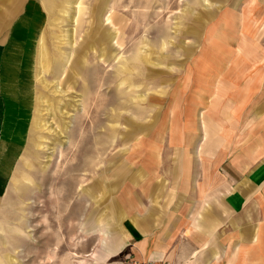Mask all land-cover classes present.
I'll return each mask as SVG.
<instances>
[{"label": "rangeland", "instance_id": "374dc122", "mask_svg": "<svg viewBox=\"0 0 264 264\" xmlns=\"http://www.w3.org/2000/svg\"><path fill=\"white\" fill-rule=\"evenodd\" d=\"M0 65L16 122V140L0 139L15 161L0 179V264H226L256 226L261 251L244 242L235 263L264 264V220L230 213L209 237L198 224L226 217L219 200L182 192L203 111L220 121L232 101L264 100V0H0ZM239 110L226 134H264V110ZM149 216L144 254L127 231Z\"/></svg>", "mask_w": 264, "mask_h": 264}, {"label": "crops", "instance_id": "0c3cea01", "mask_svg": "<svg viewBox=\"0 0 264 264\" xmlns=\"http://www.w3.org/2000/svg\"><path fill=\"white\" fill-rule=\"evenodd\" d=\"M4 63H6L5 67H7L8 61H5ZM2 71L3 69L1 70L0 67V139L3 133L4 135L2 137V140H8L10 142L11 140H16V122H12V124H10L4 118L5 101L3 99V91L1 89ZM250 91L251 90H249V92ZM232 102L233 103H230L226 108L224 107V109H222V117L220 121L211 120L208 115L203 111L202 114L204 115H201L203 128V143L202 148L200 150V154L204 153L205 155L198 154V148L194 151L195 156L193 157H197L199 167L195 178H193L189 173V179L195 180V183L194 186L190 185L188 187H182V192L188 194L189 196L192 192H194L196 200L205 197H207V200L210 203H212L213 200H219L221 209L226 212V217L224 212H220V214H217L216 212L214 213L213 209L209 212H205L206 214L204 213L205 216L204 218L202 217V219L204 221L206 220L205 222L207 223L205 225H198L202 229L201 231H203L205 235H208L209 237H213V231L219 228V230L222 229V226L225 225V222L228 220L229 217L228 214L230 213L233 215H241L249 211L250 215H256L257 217L248 218V220H264V134L257 135L258 133H254L253 131V134H251V139L245 142L239 140L238 134L231 135L229 134V131L228 134H226L231 114L235 115V118H237V115L241 114V111L239 110L240 108H250L251 111L245 113L254 118V116L252 115H255V109L264 110V100L257 104H253L254 102L251 101L245 103L243 102V106H240L242 104V102L240 101ZM251 104L252 106H250ZM235 110L236 112H234ZM259 113L260 112H258V114ZM241 116L243 115L241 114ZM243 118H248V121L252 119L248 116H245ZM261 118L262 117H256L255 119L260 120ZM236 120L238 119H235L234 123L239 124ZM252 123L254 122L251 121V123H248V125ZM11 126L14 129H11ZM196 135L197 134H192V137L190 139H193L194 141H200V137L198 138V135ZM1 150L2 152H4L3 148ZM2 152H0V154ZM14 164L15 161L13 162V164H9L5 160H0V174H5L2 176L0 175L2 183L6 182L7 184L10 178V171L13 169ZM5 187L6 185L4 187H1L0 194L6 189ZM196 216H198L196 217V219L198 220L200 216ZM149 218L150 216L144 217V219H142L138 225L139 228L135 224L131 223L127 231L128 242L137 243V247H139L140 250L144 252V254H146L147 247L149 245V239L147 237V232L149 230L147 222L149 221ZM185 228H188V226L184 227L182 225H176L174 227V230L184 232ZM240 233L241 240L235 245V250L230 259V262L228 261V263L226 264H234L235 260H239V256L243 252L242 244L244 242H250V244L254 245L252 252L261 251L260 249L258 251L256 250V244L260 242L257 226L254 227V230L252 232L251 230H242L240 231ZM165 234L166 233L163 232V236H165ZM158 241H161L160 238H158ZM204 243L205 240L202 239L198 243V246H203V248L205 249L207 247V244ZM121 244L124 245L125 243ZM164 244L158 243L156 250L151 252L149 258H161L168 249L164 247ZM181 250V253L188 254L189 252V249H186L185 247H181ZM198 251L194 250L192 251V254L195 255L196 253H198ZM224 251L225 250H221L220 247L211 249L208 252V254H211V263H218L219 261L217 262V260L221 261L222 252ZM238 262L239 261H237L236 263Z\"/></svg>", "mask_w": 264, "mask_h": 264}, {"label": "bare ground", "instance_id": "6f19581e", "mask_svg": "<svg viewBox=\"0 0 264 264\" xmlns=\"http://www.w3.org/2000/svg\"><path fill=\"white\" fill-rule=\"evenodd\" d=\"M104 2H105V1H104ZM79 9H80V8H79ZM111 12H112V11H111V8H110V9H109V14H111ZM112 19H113V18H112ZM40 48H41V47H40ZM106 48H107V46H105V49H106ZM41 51H42V50H41ZM139 54H140V53H139ZM139 54H138V55H139ZM42 55H43V54H42ZM140 55H141V54H140ZM43 58H44V57H43ZM134 58H139V56H138V57L135 56ZM140 58H141V56H140ZM141 59H142V58H141ZM133 60H134V59H133ZM137 60H139V59H137ZM139 61H140V60H139ZM139 61H137V62H139ZM137 62H136V63H137ZM142 62H143V60H142ZM65 63H66V62H65ZM133 64H134V63H133ZM139 64H141V63H139ZM121 65H122V64H121ZM128 65H129V64H128ZM128 65H127L126 63H124V66L122 65L123 67H122V66H121V67L124 68L125 70H128V67H127ZM134 66H135V65H134ZM137 66H138V65H137ZM138 67H139V66H138ZM122 68H121V69H122ZM125 70H124V71H125ZM137 70H138V69H137ZM77 75H78V74H77ZM121 82L123 83V81H121ZM138 98H139V97H138ZM38 121H39V120H38ZM37 123H38L39 126L42 125L40 121L37 122ZM42 127H43V126H42ZM21 131H22V129H21ZM14 183H15V181H14Z\"/></svg>", "mask_w": 264, "mask_h": 264}]
</instances>
